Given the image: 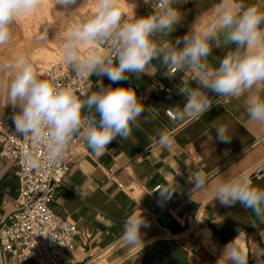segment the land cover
Returning <instances> with one entry per match:
<instances>
[{
    "label": "clouds",
    "instance_id": "obj_1",
    "mask_svg": "<svg viewBox=\"0 0 264 264\" xmlns=\"http://www.w3.org/2000/svg\"><path fill=\"white\" fill-rule=\"evenodd\" d=\"M86 2L55 0L64 9L60 18L64 29L56 33L55 39L60 42L65 64L75 76H106L111 81L108 86L100 81L96 91L82 97L70 84L42 78L23 53L0 59V72L11 73L6 92L7 105L14 109V134L36 143L43 153L26 154L32 168L58 165L75 138L83 139L97 157L104 155L117 137L122 141L131 139L141 118L146 120V105L135 88L112 84L127 81L131 75L137 79L144 74L154 75L149 71L153 61L159 62L170 79L177 72L194 74L198 87L177 86L176 91L184 97L182 105L173 106L177 121L199 119L214 103L249 94L248 117L264 126V97L253 92L264 86L261 7L244 0H219L210 21L193 23L182 37L167 39L183 20L180 6L187 0H156L155 9L143 16L126 13V0H92L91 13L81 15ZM41 3L42 0H0V47L9 44L15 25L38 10ZM214 48L228 49L216 66L209 63ZM213 128L216 139L230 142L225 125L213 123ZM159 143L170 146L169 137L161 133ZM215 175V171L196 173L190 179L194 185L190 197L210 191L214 201L225 207L239 204L250 210L255 225L264 224V187L254 185L247 174L234 175L230 168L212 184L210 180ZM160 191L171 196L175 187ZM148 227L142 212L131 214L123 222L121 240L142 251V229ZM238 238L239 235L224 246L218 264H247L249 253L240 246Z\"/></svg>",
    "mask_w": 264,
    "mask_h": 264
},
{
    "label": "crops",
    "instance_id": "obj_2",
    "mask_svg": "<svg viewBox=\"0 0 264 264\" xmlns=\"http://www.w3.org/2000/svg\"><path fill=\"white\" fill-rule=\"evenodd\" d=\"M244 2L264 10V0ZM218 3L219 0H187L180 6L183 20L167 39L182 37L193 23L210 21ZM155 4L156 0L144 2L135 14H150ZM227 50L214 48L209 63L218 65ZM152 63L149 71L154 75L144 74L139 79L131 75L127 81L112 84L135 88L146 105V120L142 117L140 127H134L133 137L126 141L117 137L99 157L81 138L71 147L69 171L51 204L52 212L78 231L65 264H218L222 255L218 257L216 253L238 235V243L249 253L247 264L264 263V224L255 225L250 210L239 204L225 207L211 198L210 191L194 193L193 199L189 195L194 187L190 179L196 173L215 171L210 180L214 184L229 168L234 175L247 174L254 185L264 187V126L248 117L249 94L222 99L199 119L177 121L173 106L184 102L177 86L198 87L194 74L177 72L170 79L158 61ZM92 80L91 92L99 88L100 81L104 86L111 84L96 75ZM9 81V75L0 72V111L12 120L14 109L7 105ZM253 92L264 97V86ZM213 123L228 128L230 142L216 139ZM161 133L169 137L170 146H161ZM3 181L13 183L14 190L13 195H4L0 201V216L9 209L17 187L13 170L0 159V183ZM169 187H175L171 196L160 191ZM139 212L149 223L142 229V251L121 240L125 218ZM191 242L199 249L194 250ZM257 251L260 254L256 259L253 253Z\"/></svg>",
    "mask_w": 264,
    "mask_h": 264
},
{
    "label": "built area",
    "instance_id": "obj_3",
    "mask_svg": "<svg viewBox=\"0 0 264 264\" xmlns=\"http://www.w3.org/2000/svg\"><path fill=\"white\" fill-rule=\"evenodd\" d=\"M37 72L42 78L70 84L82 97L93 88V75L89 79L87 76L77 77L65 62ZM104 78L109 80L106 76ZM166 115L173 118L169 112ZM14 133L13 120L0 111V159L13 170L17 183L13 202L0 216V250L4 264L8 261L15 264H65L78 231L74 225L56 216L51 204L69 171L71 147L77 138L73 139L58 165L34 169L27 163L26 154L33 152L42 156V150L36 143ZM108 174L111 176L112 172Z\"/></svg>",
    "mask_w": 264,
    "mask_h": 264
},
{
    "label": "rangeland",
    "instance_id": "obj_4",
    "mask_svg": "<svg viewBox=\"0 0 264 264\" xmlns=\"http://www.w3.org/2000/svg\"><path fill=\"white\" fill-rule=\"evenodd\" d=\"M82 2V0H81ZM91 2V3H88ZM145 0H139L135 6V8L131 9V12H135L136 8L144 3ZM88 3V4H87ZM53 6H57L55 0H42L41 7L36 10L32 15H29L23 18L18 24L15 25L13 30V36L10 40L9 44L5 45L4 47H0V59H11L21 53L27 55L36 71L39 69H43L44 67H48L52 64L63 63V56L62 51L59 52L60 49V42H53L51 37L54 34L58 33L59 31H63L48 27V30H43L42 25H46L51 17L49 12ZM92 10V0H87L84 8L81 10L82 15H88L91 13ZM46 12V13H45ZM47 15V16H46ZM48 18V19H47ZM47 19V20H46ZM46 23V24H45ZM51 28V29H50ZM42 30V31H41ZM50 36V37H49ZM43 37V38H41ZM49 43H53V46L48 45ZM47 50L49 57L52 58L51 64L44 65V62L41 60H37V54L41 50ZM48 56V55H47ZM11 78V73L5 72ZM260 251L253 253V257L256 259L259 257ZM222 255V251L220 253H216V256L220 257ZM7 264H10L8 261ZM221 264H224L222 261ZM256 264H264L257 261Z\"/></svg>",
    "mask_w": 264,
    "mask_h": 264
},
{
    "label": "bare ground",
    "instance_id": "obj_5",
    "mask_svg": "<svg viewBox=\"0 0 264 264\" xmlns=\"http://www.w3.org/2000/svg\"><path fill=\"white\" fill-rule=\"evenodd\" d=\"M139 0H126V6H125V12L126 13H128V12H131V9L133 8V5H136V4H138L137 2H138ZM143 1V0H142ZM88 3H91V2H88ZM87 3V4H88ZM64 9L61 7V6H53L52 8H51V11H47V13L49 12V14H50V18H49V21H48V23L46 24V25H42V29L43 30H48V27H53V28H56V29H59V30H61L62 28H64V25L61 23V16H62V13H61V11H63ZM46 13V12H45ZM81 15H82V13H81ZM47 16V15H46ZM48 19V18H47ZM46 19V20H47ZM76 19H79V17H77ZM50 28V29H51ZM63 30V29H62ZM42 31V30H41ZM60 32V31H59ZM55 35L56 34H54V36L53 37H51L52 39V41L53 42H58V44H59V40H57V39H55ZM50 37V36H49ZM48 45H50V46H53L54 47V44L53 43H49ZM61 49V48H60ZM59 52H61V50L59 51ZM62 53V52H61ZM48 55V56H47ZM50 56V54H48V52H47V50H45V49H43V50H41L40 52H39V54H37V57H35V58H37V60H41L42 62H44V65H49V64H51V61H52V58L51 57H49ZM49 63V64H48ZM45 68V67H44Z\"/></svg>",
    "mask_w": 264,
    "mask_h": 264
},
{
    "label": "trees",
    "instance_id": "obj_6",
    "mask_svg": "<svg viewBox=\"0 0 264 264\" xmlns=\"http://www.w3.org/2000/svg\"><path fill=\"white\" fill-rule=\"evenodd\" d=\"M14 186L11 182L3 181L0 183V201L4 197V195L11 196L13 195Z\"/></svg>",
    "mask_w": 264,
    "mask_h": 264
},
{
    "label": "water",
    "instance_id": "obj_7",
    "mask_svg": "<svg viewBox=\"0 0 264 264\" xmlns=\"http://www.w3.org/2000/svg\"><path fill=\"white\" fill-rule=\"evenodd\" d=\"M179 192V190H176V193H178ZM173 199V198H172ZM171 199V200H172ZM170 200V201H171ZM165 204H167V202L165 203ZM190 246L192 247V248H194V250H198L199 249V247L196 245V243H194V242H191L190 243ZM0 264H4V261H3V258H2V255H1V250H0Z\"/></svg>",
    "mask_w": 264,
    "mask_h": 264
}]
</instances>
